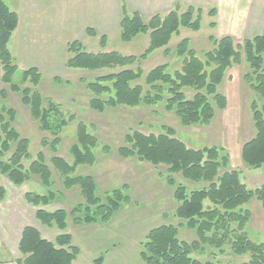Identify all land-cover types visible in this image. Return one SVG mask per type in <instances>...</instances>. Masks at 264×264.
Returning a JSON list of instances; mask_svg holds the SVG:
<instances>
[{"label": "trees", "instance_id": "obj_1", "mask_svg": "<svg viewBox=\"0 0 264 264\" xmlns=\"http://www.w3.org/2000/svg\"><path fill=\"white\" fill-rule=\"evenodd\" d=\"M215 10L209 15L215 16ZM203 11L177 6L166 16L156 15L146 23L139 13L130 14L123 7L120 38L129 43L140 35H148L149 47L140 57L124 56L118 52H89L79 41L67 46L66 68L83 71H114L98 77L87 88L95 95L90 101L93 111L104 113L107 109L119 107L137 108L153 106L164 102L166 111L172 112L183 127L210 124L216 115V108L227 106V98L218 89L226 73L234 65L242 62L248 65L244 75L245 83L255 94L250 107L255 128L253 139L243 145L241 158L245 166L252 170L264 167V32L242 45H236L230 36L216 38L210 36L214 49L200 58L191 48L190 39L180 41L175 54L182 59V67L169 73L167 65H161L148 73L142 69V62L157 50L168 47L181 29L199 32L202 28ZM217 24L212 22L211 29ZM19 27V16L4 0H0V63L3 69L2 82L11 91L21 94L22 103L30 108L32 118L40 124L43 133H49L54 140L50 144L56 153L61 142V134L74 116L65 117L60 107L45 99L39 91L43 76L36 68L22 72L23 79L30 81L33 88L21 89L13 78L19 66L10 49V41ZM90 36H95L89 30ZM107 39L101 37V46L106 48ZM144 81V85L140 84ZM194 91L187 98L186 91ZM5 95V92H0ZM17 114L0 102V175L7 177L15 186L39 178L46 189L45 195L28 192L27 203L35 207L49 206L59 197L55 192L53 173L46 163L43 153L26 168L24 160L30 158V141L23 138L13 127ZM44 147L48 140H43ZM99 140L89 132L83 122L77 125L76 142L70 149L73 164L54 156L51 163L58 171L66 189L78 187L84 203L77 205L68 214L65 210L48 212L36 211L37 220L45 227L57 228L61 232L54 241L42 237L40 232L25 227L18 245L22 259L17 264H73L80 255V249L72 244V236L64 233L68 229L67 219L72 217L77 225H105L122 207L130 202L123 189L114 190L105 198L97 192V184L92 176H77L80 166L93 167L97 162L96 149ZM122 158H137L154 167L165 166L169 173L168 184L174 188V199L178 203L172 218L178 225L165 224L149 231L141 244L140 257L144 264H213L203 263L193 258L195 254L210 251L225 254L228 250L236 257L248 256L246 264H264V243L253 242L247 227L252 213L246 206L256 199L264 210V185L249 189L242 180V174L230 170L231 159L222 148L211 147L200 150L190 149L177 139L172 128L166 127L159 135H145L133 131L125 137V145L118 149ZM10 156L5 159V157ZM202 186L190 191L178 183L174 176ZM4 189L0 188V200ZM185 227L196 233L197 239L185 242L179 239V230ZM103 257L95 261L102 264Z\"/></svg>", "mask_w": 264, "mask_h": 264}, {"label": "rangeland", "instance_id": "obj_2", "mask_svg": "<svg viewBox=\"0 0 264 264\" xmlns=\"http://www.w3.org/2000/svg\"><path fill=\"white\" fill-rule=\"evenodd\" d=\"M233 2L237 9L245 3L243 0H233ZM208 11H203L202 28L199 32L181 29L180 35L174 36L169 43L167 47L170 50L169 53H166V48H162L144 59L142 62L143 71L148 73L161 65H167L169 73L180 70L182 59L175 54V49L183 39H190L191 48L200 58H203L205 53L212 51L214 47L209 37L215 36L219 39L226 31L210 28V24L215 19L208 15ZM73 37L76 38L71 37L70 39L81 42L89 52H118L124 56L135 57L144 54L150 43L148 35H140L129 43L123 42L120 36H110L106 48L103 49L100 37H96V39L95 36L85 38V36L77 35ZM244 41L243 38L236 39L235 43L242 45ZM10 49L13 53L15 52L13 43H11ZM63 53L64 51L61 53L62 56ZM18 66L19 71L13 78L14 84L20 86L21 89L33 88L30 81L23 79L22 72L24 70L20 67L24 68L25 66L21 64ZM248 69L243 57L240 64L234 65L227 71L225 79L218 89L219 93L227 98V106L223 110L216 108L215 118L210 124L183 127L174 113L166 111L164 102L137 108L107 109L104 113L93 111L90 101L95 98V95L89 91L87 85L98 77L115 72L67 69L63 61H60L57 76L50 77L49 74H44L38 88L45 99H49L60 107L66 118L75 117V121L70 122L62 132L59 149L55 153L50 146L54 140L53 136L40 130V124L32 118L30 108L22 103L21 94L11 91L10 86L2 82L3 69L0 63V92H5L4 96L0 95V102L6 108L15 110L17 117L13 127L23 138L30 141V158L24 160L23 164L28 168L32 162L38 159L39 153H43L46 163L53 173L54 185L52 189L60 194L51 205L35 207L27 203L25 195L28 192L39 195L46 194V189L38 177L32 176L31 181L21 186H15L7 177L0 175V188L4 189V196L0 200V264H17L22 259L15 242H6L8 243L7 247L2 246L3 238L10 237L11 233L15 240L17 233L23 232L25 227L31 226L37 229L43 238L55 239L59 230L56 227L51 229L42 225L36 218V211L39 209L48 212L65 210L70 214L75 206L84 203L78 187L66 189L63 179L51 163L52 157L58 156L69 164H73L74 160L70 149L76 142L77 125L80 122L85 123L89 132L98 138L99 145L95 151L96 164L93 167H78L75 175L92 176L97 184L98 195L102 199L118 189H123L130 197V202L125 204L109 223L97 224L99 226L89 227L88 230H92L96 238L103 237L106 242L102 247L105 249L117 247L120 252L127 253V260L130 263L144 264L140 257L141 244L145 241L150 230L165 224L178 225L180 222L171 217L177 209L178 203L174 199V188L168 184V168L165 166L154 167L137 158L125 159L119 155L118 149L125 145V137L131 132L139 131L145 135H159L164 132L166 127L172 128L176 138L184 142L190 149L200 150L211 147L224 149L231 159L230 170L240 171L243 183L249 189L255 190L264 185V167L258 170L249 169L241 158L243 145L255 136L250 107L255 99V94L244 80ZM140 84L144 85V81H141ZM145 89L147 90L148 87L145 86ZM194 94V91H186L189 99ZM43 140H48L47 147L43 146ZM9 156L10 154L5 159ZM174 177L178 183L184 184L190 191L202 187L185 180L181 175ZM246 208L252 213V220L247 227L249 238L255 243H264V210L261 204L254 199ZM5 214L9 215V218H3ZM67 224L68 229L64 233L71 234L74 243L86 255L94 259H98L101 255L106 256L105 251L97 253L93 248L96 247L97 240L92 239L84 243L80 239V233L77 234L79 228L88 225L74 224L70 215ZM179 239L191 243L197 237L195 232L181 227ZM210 253L207 251L195 254L193 258L203 263L211 262L213 264H246L249 261L248 256L236 257L229 250L223 255L218 253L215 257H212ZM120 261L124 262L125 259Z\"/></svg>", "mask_w": 264, "mask_h": 264}, {"label": "crops", "instance_id": "obj_3", "mask_svg": "<svg viewBox=\"0 0 264 264\" xmlns=\"http://www.w3.org/2000/svg\"><path fill=\"white\" fill-rule=\"evenodd\" d=\"M4 1L19 16V27L10 41V45L13 43L14 46L15 52H11L16 63L25 66L24 68L20 67L23 70L36 68L42 76L49 74L50 77L57 76L60 61L66 64L67 46L75 40L70 39L71 37L76 38L73 36L77 35L85 36V38L90 37V30L95 34V39L105 36L108 44L110 36H120L123 7L130 14L139 13L145 22L156 15L166 16L177 6H181L184 10L189 7L202 11L209 10L208 12L215 10V16L212 18L217 24L215 29L226 31L220 38L230 36L234 40L241 38L251 40L264 32V0H243L245 3L238 9L233 0ZM85 49L87 50L86 47ZM62 50L64 51L63 56L61 55ZM5 217L9 218V215H3V218ZM97 226L99 225L79 228L77 234L80 233V239L84 243L92 239L97 240L96 247H91L97 253L106 252V256L101 255L103 257L102 264H133L127 260L128 254L120 252L117 247H112L113 249L102 247L106 242L103 237L96 238L94 232L88 230L89 227ZM21 235L22 231L16 234L14 240L11 233L10 237L3 238L2 246L7 247L8 243L13 241L18 248ZM72 240V244L78 247L74 243V238ZM121 259H125V261L121 262ZM96 260L93 257L90 258L80 249V255L73 264H96Z\"/></svg>", "mask_w": 264, "mask_h": 264}]
</instances>
